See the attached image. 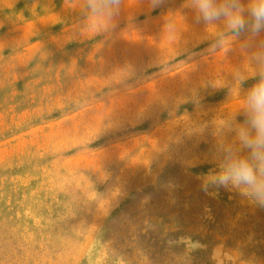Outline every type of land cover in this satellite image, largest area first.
<instances>
[{
  "label": "rangeland",
  "instance_id": "rangeland-1",
  "mask_svg": "<svg viewBox=\"0 0 264 264\" xmlns=\"http://www.w3.org/2000/svg\"><path fill=\"white\" fill-rule=\"evenodd\" d=\"M186 4L97 33L82 0H0V264H264V208L200 179L248 58L206 52Z\"/></svg>",
  "mask_w": 264,
  "mask_h": 264
},
{
  "label": "clouds",
  "instance_id": "clouds-1",
  "mask_svg": "<svg viewBox=\"0 0 264 264\" xmlns=\"http://www.w3.org/2000/svg\"><path fill=\"white\" fill-rule=\"evenodd\" d=\"M146 2L155 10L164 7L168 0ZM124 3L125 0H82L79 11L84 22L99 29V33L116 26ZM186 6L197 25L214 30L205 51L210 55L227 52L239 41L251 72L236 69L234 79L241 83L247 79L254 81L244 94L243 120L232 119L226 125L236 143L217 146L221 162L200 178L201 188L205 192L233 191L264 208V0H187ZM163 27L168 33L176 31L171 21ZM214 259L217 261V251Z\"/></svg>",
  "mask_w": 264,
  "mask_h": 264
},
{
  "label": "bare ground",
  "instance_id": "bare-ground-1",
  "mask_svg": "<svg viewBox=\"0 0 264 264\" xmlns=\"http://www.w3.org/2000/svg\"><path fill=\"white\" fill-rule=\"evenodd\" d=\"M207 222V221H206ZM191 229V228H190Z\"/></svg>",
  "mask_w": 264,
  "mask_h": 264
}]
</instances>
